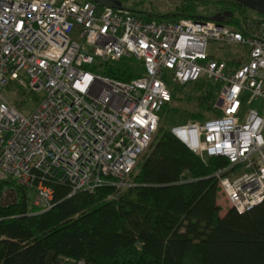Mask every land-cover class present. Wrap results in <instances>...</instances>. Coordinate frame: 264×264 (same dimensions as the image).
Instances as JSON below:
<instances>
[{
    "label": "built area",
    "instance_id": "obj_1",
    "mask_svg": "<svg viewBox=\"0 0 264 264\" xmlns=\"http://www.w3.org/2000/svg\"><path fill=\"white\" fill-rule=\"evenodd\" d=\"M214 42L240 45L247 60L228 66L209 52ZM122 57L136 60L141 74L123 81L102 73ZM166 71L177 84L202 78L218 84V113L170 132L201 158L228 160L212 175L230 208L242 213L262 202L264 15L258 13L221 23L158 21L93 0H0V181L33 190L40 211L54 205V184L67 186L68 195L135 185L131 176L171 102ZM10 84L42 92L31 112L8 100ZM254 101L259 105L250 107Z\"/></svg>",
    "mask_w": 264,
    "mask_h": 264
},
{
    "label": "trees",
    "instance_id": "obj_2",
    "mask_svg": "<svg viewBox=\"0 0 264 264\" xmlns=\"http://www.w3.org/2000/svg\"><path fill=\"white\" fill-rule=\"evenodd\" d=\"M197 1L183 0L166 14L135 12L143 20L207 19ZM225 1L220 9L231 14L221 22L246 9ZM131 60L107 63L102 73L130 80L141 74ZM169 86L172 99L186 94L201 111L215 112L217 83L198 80L188 94L187 84ZM186 116L203 117L200 111ZM147 151L131 176L135 185L68 195L67 186L54 184V205L45 211L31 204L28 188L0 181V264H264V200L220 214L212 173L227 165L225 157L201 158L163 127Z\"/></svg>",
    "mask_w": 264,
    "mask_h": 264
},
{
    "label": "rangeland",
    "instance_id": "obj_3",
    "mask_svg": "<svg viewBox=\"0 0 264 264\" xmlns=\"http://www.w3.org/2000/svg\"><path fill=\"white\" fill-rule=\"evenodd\" d=\"M122 1L115 0L116 3L118 4L122 3L123 5L134 10V12L135 11H145V12L166 14V13L172 12L175 9V7L178 4H180L183 0H122ZM226 2L227 1L225 0H198L196 5H197L198 12H200L203 15H207V17H210L211 15L216 14V11L218 10L220 11L221 6L223 7ZM135 14L137 15V17H140L139 13L135 12ZM255 14L257 13L249 8L241 9L238 7L235 9L234 16L235 17L236 16H239V17L255 16ZM209 52L216 58L226 60L228 63V66H235L247 60L246 50L238 44H230V43L219 44L216 42L210 43ZM130 63L134 64V68L136 70L141 71V67L136 60L132 59ZM203 79L204 78L200 80H203ZM164 80L168 83V86L169 84L171 85V83H174L171 79L170 71L165 72ZM186 84L188 86L184 90L188 94V92L191 91L189 87L191 83H186ZM179 85H183V84H179ZM169 89L171 91L170 86H169ZM5 93H6V97L8 98V100L12 104L16 105V107L25 114L31 112L37 106V104L40 102L42 98V92H31L29 94L22 87L15 85V84L8 85L6 87ZM179 97L181 98H178V99L171 98V102L165 107V109L161 113L159 127H163V128L170 130L171 126L176 125V124H181L189 120L204 121L212 116H215L216 113H218L219 111L220 100H219L218 95L216 96L214 104H213V108L215 109V112L201 111L194 102H190L186 100V94L185 95L182 94ZM257 105H259L258 101H254L250 105V107H255ZM246 107H242L239 113V117L244 116ZM199 111L203 115V117L200 119L198 118L191 119V118H187L186 116V113L187 114L192 113V112L198 113ZM9 197L11 198V196L7 194L6 199H9ZM28 197H29L31 204L34 205L33 203L34 191L33 190L28 189ZM222 200L225 201L224 198H222ZM222 205L224 206V204ZM223 206L221 207L222 210H223ZM38 211H40V209H38Z\"/></svg>",
    "mask_w": 264,
    "mask_h": 264
},
{
    "label": "water",
    "instance_id": "obj_4",
    "mask_svg": "<svg viewBox=\"0 0 264 264\" xmlns=\"http://www.w3.org/2000/svg\"><path fill=\"white\" fill-rule=\"evenodd\" d=\"M93 1L98 2L102 6H106V7H122L123 6V4L116 3L115 0H93ZM234 1L245 8H249L258 14L264 15V0H234ZM230 14H231L230 11L228 12L223 11V12H220L219 14L216 13L214 15H211L208 18L210 20L221 23V18H219L218 15H220L221 17H225V16H229Z\"/></svg>",
    "mask_w": 264,
    "mask_h": 264
},
{
    "label": "crops",
    "instance_id": "obj_5",
    "mask_svg": "<svg viewBox=\"0 0 264 264\" xmlns=\"http://www.w3.org/2000/svg\"><path fill=\"white\" fill-rule=\"evenodd\" d=\"M223 202H225V201H223L221 198H220V196H219V198H218V200H217V203L220 205V207H222L223 205L222 204H224V206H223V210L221 209L220 210V214L221 215H223L225 212H226V210L229 208V206L227 205V203L225 204V203H223Z\"/></svg>",
    "mask_w": 264,
    "mask_h": 264
},
{
    "label": "flooded vegetation",
    "instance_id": "obj_6",
    "mask_svg": "<svg viewBox=\"0 0 264 264\" xmlns=\"http://www.w3.org/2000/svg\"><path fill=\"white\" fill-rule=\"evenodd\" d=\"M221 11H222V10H220V11L218 10V11H216V13L219 14ZM218 16H219V18H221V19L223 18V17H221L220 15H218Z\"/></svg>",
    "mask_w": 264,
    "mask_h": 264
},
{
    "label": "bare ground",
    "instance_id": "obj_7",
    "mask_svg": "<svg viewBox=\"0 0 264 264\" xmlns=\"http://www.w3.org/2000/svg\"><path fill=\"white\" fill-rule=\"evenodd\" d=\"M207 19H209V18H207Z\"/></svg>",
    "mask_w": 264,
    "mask_h": 264
}]
</instances>
